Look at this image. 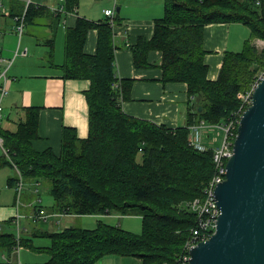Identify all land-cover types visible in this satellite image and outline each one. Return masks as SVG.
I'll list each match as a JSON object with an SVG mask.
<instances>
[{
    "label": "trees",
    "instance_id": "obj_1",
    "mask_svg": "<svg viewBox=\"0 0 264 264\" xmlns=\"http://www.w3.org/2000/svg\"><path fill=\"white\" fill-rule=\"evenodd\" d=\"M164 0V15L154 24L150 39L140 38L132 46L135 63L150 50L162 52V81L183 82L195 103L185 126L168 127L125 113L121 102L133 81H121L123 95L112 88L119 81L115 68L113 26L106 18L95 22L79 16L75 27L65 33L63 79L89 81L85 92L89 107V132L80 138L73 127H63L61 151H37L32 140L39 137L40 107L25 108V119L17 130L0 126V138L9 158L0 155V167L14 163L26 180L47 182L55 208L61 214L124 215L141 212V231L99 220L93 228L65 227L42 235L46 246L0 229V264H10L19 246L50 255L46 264H97L109 255L138 258L140 264H175L196 225V215L182 206L203 195L214 172L213 151H198L188 143L189 126L201 120L225 122L239 109L237 95L251 88L264 71V48L253 44L264 40V0ZM46 6L30 4L27 24ZM79 0H65L66 12H76ZM24 8V7H23ZM22 10L18 13H22ZM13 12V11H12ZM18 14L12 13V16ZM53 14V15H52ZM55 24L63 14L52 12ZM120 22L119 17H115ZM242 23L250 28V39L241 52H227L217 80L208 79L204 29L213 23ZM90 29L97 30L95 54L84 50ZM49 59L54 38L47 42ZM55 66V64H54ZM199 106L202 110L199 111ZM16 175L9 183L15 185ZM12 184V185H13ZM11 219L10 224L15 222Z\"/></svg>",
    "mask_w": 264,
    "mask_h": 264
},
{
    "label": "crops",
    "instance_id": "obj_2",
    "mask_svg": "<svg viewBox=\"0 0 264 264\" xmlns=\"http://www.w3.org/2000/svg\"><path fill=\"white\" fill-rule=\"evenodd\" d=\"M25 1L7 0L8 9L11 13L18 14L24 7ZM103 1L79 0V7L76 12L65 13L64 9L61 12L64 15L63 18L54 26L56 30L52 29L53 23L56 22V19L52 17V12L57 13V11L50 9L51 7H45L46 9L43 13L35 18L34 25H28L30 34L26 37V42L30 45L31 54L17 57L8 70V75L11 78L9 94L2 100V112H6L7 115L4 119L0 118V126L4 129L15 131L19 123L25 119L26 107H40L39 137L32 140V146L37 151L51 148L56 155H59L63 127L75 128L80 138L88 136L89 107L85 92L89 88V81L63 79L62 71L56 65L62 64L65 60L64 41L66 29L75 27L79 16L95 22H101L107 18L104 10L114 6L115 0H108L106 3ZM64 2L61 0H42L44 5L52 7L64 6ZM109 4L112 5L109 6ZM117 7L120 8V22H116L113 25V38L117 46L114 62L116 75L119 82L120 80L133 81L130 89L127 90V87L125 88V93L128 96L124 97L121 102L122 110L129 115L147 119L159 125L168 127L185 126L188 122L190 108L195 104L189 97L187 84L183 82L164 83L162 81L161 51L150 50L142 58L140 57V61L144 64L137 65L131 48L142 37L146 39L152 38L155 20L164 15V0H118ZM15 24L12 16H7L0 10V55L8 58L14 55V50L16 49L15 41H17V35ZM249 33L251 35L250 28L247 25L237 22L213 23L205 27L203 48L206 51L204 60L208 65L207 75L209 80L218 79L227 52L236 53L243 50L245 41L250 39V37L248 38ZM24 35L22 40L25 38ZM50 38H54V54L51 59L48 56L49 47L47 45ZM35 40L38 42H35ZM96 46L97 30L90 29L84 50L88 54H95ZM46 57L47 61H45ZM122 95L121 84L120 96L122 97ZM2 152L4 154L3 143L0 141V155ZM3 167L2 169H6L3 175L6 179L3 186L9 190L10 196L0 202V229L3 222L11 219L14 221L17 215H21V218L26 216L33 221L32 216L40 208L45 209L46 213L50 215L46 221L44 220L47 223V228L40 227L33 231H30L27 227L23 229L24 233L29 235L26 238L32 239L33 244L35 238L48 239L42 235L45 232H54L65 227L77 226V224L85 228H93L99 220L103 219L105 221V217L111 216L114 220L122 217L118 214H60L56 217L58 210L55 208L54 198L51 206L42 205L39 188L43 181H39L40 185L37 186V181L26 180L25 178V185L30 187L29 190L32 194L37 195V200L28 201L29 197L26 196L25 198L23 197L25 200L21 202L23 195L21 193L17 203L15 186L13 183H9L10 178L16 175V171L11 166L15 172L12 175L9 165ZM46 184L45 192L52 196L50 187L48 183ZM11 190L14 191V195H12ZM15 194L16 202L14 199ZM21 205L32 208V210L26 211V214H24ZM37 222L35 221L34 223ZM126 222L129 223L128 221ZM120 223H124V221H118V224ZM49 242L48 240L44 241L43 246L48 245ZM49 258L50 255L46 252H39L27 247L20 249V261L22 264H46ZM129 262L130 264L141 263L138 258ZM126 263V260L118 255L105 256L100 262V264Z\"/></svg>",
    "mask_w": 264,
    "mask_h": 264
},
{
    "label": "water",
    "instance_id": "obj_3",
    "mask_svg": "<svg viewBox=\"0 0 264 264\" xmlns=\"http://www.w3.org/2000/svg\"><path fill=\"white\" fill-rule=\"evenodd\" d=\"M226 168L215 189L216 229L190 249L189 264H264V76L241 116Z\"/></svg>",
    "mask_w": 264,
    "mask_h": 264
},
{
    "label": "built area",
    "instance_id": "obj_4",
    "mask_svg": "<svg viewBox=\"0 0 264 264\" xmlns=\"http://www.w3.org/2000/svg\"><path fill=\"white\" fill-rule=\"evenodd\" d=\"M65 1V0H61ZM117 1L115 0L114 6L104 10L105 15L109 19L111 25H115L116 17V8ZM260 3V0L257 1V4ZM30 4L39 5L33 3V0H26L22 13L12 16L11 11L4 6L3 0H0V10L7 16H12L15 20V31L18 35V44L14 50V55L11 58L0 55V118H3V105L2 100L5 96L9 94V85L11 78L8 75L9 68L13 65L17 57L27 56L29 54L28 47H22V37L25 33V28L27 26L26 22V13ZM57 12L64 11V6L61 7H51ZM1 34V32H0ZM253 44L257 48H264V40L255 39ZM1 51V45H0ZM264 76V71L257 77L255 82L251 85V88L245 92H239L237 97L240 100V107L235 111L229 119L225 122L220 123H210L205 120H201L198 123L191 124L189 126V136L188 143L191 147L198 151H207L212 149L213 151V163H214V172L212 177L207 182L203 195L201 197H196L190 201H185L182 203V206L190 210L196 215L197 221L195 227L191 229L190 236L186 240L182 253L177 258V263L175 264H189L190 260V249L197 245L200 241L207 240L215 231L217 225V219L221 214V210L218 206L215 189L219 183H221L227 172V162L230 156L233 154V145L234 140L237 136V130L240 123L241 116L245 109L251 104L252 95L254 89L260 79ZM112 88L117 90L121 94V83L115 81L112 83ZM216 129L218 131H216ZM2 142V139L0 138ZM4 154L9 158L8 151L4 149ZM10 160V158H9ZM16 171V182L15 189L17 192V203L19 202L20 195L25 186L24 177L17 168V166L12 163ZM37 186L40 185L39 182L36 183ZM38 191V190H37ZM61 213L56 214V216ZM50 215L46 213L45 209L40 208L32 216L33 221L37 220H46ZM21 215H17L15 218V223L17 224L16 237L17 240L21 238V228L19 226ZM3 258L10 264H22L20 261V247L18 246L13 252L12 256L8 257L3 255ZM167 264V263H164Z\"/></svg>",
    "mask_w": 264,
    "mask_h": 264
},
{
    "label": "rangeland",
    "instance_id": "obj_5",
    "mask_svg": "<svg viewBox=\"0 0 264 264\" xmlns=\"http://www.w3.org/2000/svg\"><path fill=\"white\" fill-rule=\"evenodd\" d=\"M108 0H104L103 2H107ZM111 1V0H109ZM3 3H4V6L8 8V2L7 0H3ZM33 3H38V4H41V5H44V3H42V0H33ZM112 5V4H109V6ZM46 7H52V6H49V5H44ZM113 7V6H111ZM29 24H27L26 28H25V31H26V34L24 35L25 38L22 40V47H28L29 49V54H31V48H30V45L26 42V37L30 34L28 32V27ZM31 25H34V24H31ZM17 35V34H16ZM250 37V33L248 35V38ZM35 42H38L37 40H35ZM16 43V46L15 48L17 47V44H18V35H17V41H15ZM256 47V46H255ZM257 48V47H256ZM259 50H262L261 48H257ZM21 57V56H20ZM47 57L45 58V61H47ZM7 113L4 112L3 114V118L4 119L6 117ZM216 131H218L216 129ZM3 154V152L1 153V155ZM4 155V154H3ZM11 167V166H10ZM4 167H0V189H1V193H2V197L0 198V202H3L4 200L8 199V196H10V192L8 189H5V187L3 186L4 182H5V177L3 176L4 175V172L6 169H2ZM11 169V173L12 175H14V169H12V167L10 168ZM10 173V174H11ZM11 176V175H10ZM47 182H42V185L41 187L39 188L40 189V197H41V202H42V205L44 206H51L52 205V202H53V197L48 194V192H45V188L47 187L46 184ZM30 187L28 186H24V189L22 191L23 195H22V199H21V202L24 201L25 197L28 196L29 198L27 199L28 201H33V200H37V195L35 194H32L31 191L29 190ZM12 191V190H11ZM12 195H14V191H12ZM34 195V196H32ZM24 197V198H23ZM15 202H16V194H15ZM22 207V211L24 212V214H26V211H31L32 208H29L27 206H23L21 205ZM55 209V208H54ZM29 215V214H27ZM25 216V215H24ZM122 217H120L118 220H114V218H112L111 216L109 217H105V221H107L109 224H118V221L120 222H123L124 223H120L118 225H120L122 228L126 229V230H129V231H132V232H135V233H140L141 231V212L139 209H131V210H128L126 214L124 215H121ZM57 217V216H56ZM123 217H126V218H123ZM124 219H127V220H124ZM103 220V219H102ZM38 222L37 223H34L33 221H31L30 219H28V217H24V218H21L20 219V222H19V226L21 228V235L24 236L25 238L26 237H29L28 233H24V228L27 227L30 229V231H33L35 230L36 228H40V227H44V228H47V223L41 219V220H37ZM126 221H128L129 223H127ZM3 226H2V231L4 232H8V231H14L15 233L17 232V224L16 223H13V224H10L9 221H6V222H3L2 223ZM1 224V225H2ZM77 226H80V224H77ZM24 233V235H23ZM26 234V235H25ZM49 242V239H46V238H35L34 239V244L35 245H44V241H47ZM21 248H24V247H21ZM20 248V249H21ZM123 257V259L126 260V264H130L129 261H133V260H137L136 257H131V256H121ZM1 259V257H0ZM101 260H99L97 262V264H100ZM132 264H135V263H132Z\"/></svg>",
    "mask_w": 264,
    "mask_h": 264
}]
</instances>
